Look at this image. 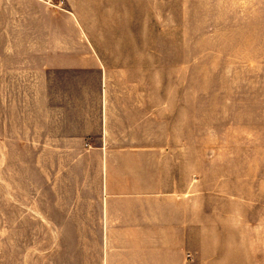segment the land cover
Returning <instances> with one entry per match:
<instances>
[{
  "label": "crops",
  "instance_id": "1",
  "mask_svg": "<svg viewBox=\"0 0 264 264\" xmlns=\"http://www.w3.org/2000/svg\"><path fill=\"white\" fill-rule=\"evenodd\" d=\"M130 6L0 0V115L54 198L44 213L58 214L43 220L42 264L211 262L195 190L180 187L172 119L148 113L145 96L119 108L92 39L128 35Z\"/></svg>",
  "mask_w": 264,
  "mask_h": 264
},
{
  "label": "rangeland",
  "instance_id": "2",
  "mask_svg": "<svg viewBox=\"0 0 264 264\" xmlns=\"http://www.w3.org/2000/svg\"><path fill=\"white\" fill-rule=\"evenodd\" d=\"M125 17L128 35L92 38L114 102L145 96L172 119L180 187L208 226L202 258L264 264V0H131ZM7 128L0 115V264H42L54 198Z\"/></svg>",
  "mask_w": 264,
  "mask_h": 264
},
{
  "label": "built area",
  "instance_id": "3",
  "mask_svg": "<svg viewBox=\"0 0 264 264\" xmlns=\"http://www.w3.org/2000/svg\"><path fill=\"white\" fill-rule=\"evenodd\" d=\"M46 4L52 6V7H59L60 2L62 0H43Z\"/></svg>",
  "mask_w": 264,
  "mask_h": 264
}]
</instances>
